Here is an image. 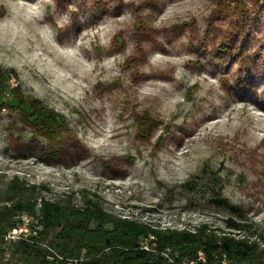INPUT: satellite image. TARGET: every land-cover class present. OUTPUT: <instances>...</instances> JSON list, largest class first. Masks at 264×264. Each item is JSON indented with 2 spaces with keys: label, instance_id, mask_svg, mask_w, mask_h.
I'll return each instance as SVG.
<instances>
[{
  "label": "rangeland",
  "instance_id": "obj_1",
  "mask_svg": "<svg viewBox=\"0 0 264 264\" xmlns=\"http://www.w3.org/2000/svg\"><path fill=\"white\" fill-rule=\"evenodd\" d=\"M255 2L238 17L217 0H0V70L10 71L0 202L17 177L50 200L95 194L105 210L161 228L224 230L236 217L209 203L220 188L264 238V107L253 93L264 90V0ZM229 26L241 52L220 65L210 54ZM14 87L63 117L56 150L21 125ZM8 252L0 264H27Z\"/></svg>",
  "mask_w": 264,
  "mask_h": 264
},
{
  "label": "trees",
  "instance_id": "obj_2",
  "mask_svg": "<svg viewBox=\"0 0 264 264\" xmlns=\"http://www.w3.org/2000/svg\"><path fill=\"white\" fill-rule=\"evenodd\" d=\"M255 1L217 0V4L225 13L239 17L247 14V3ZM228 28L210 54L220 65L241 52L242 45L235 44L238 27ZM9 74L0 70V88ZM249 74L247 69L235 80L241 91L251 87ZM253 93L257 105L264 107V90ZM10 95L19 108L21 125L56 150L67 130L63 117L23 96L17 87L10 89ZM183 187L192 190L188 181ZM219 192L220 188L216 194L209 192V203L236 217L222 220L224 230L211 229L205 222L193 230L161 228L105 210L95 194H82L79 203L69 198L50 200L40 195L37 186L13 177L0 202V255L9 253L11 246L27 264H184L197 260L199 253L204 261L198 264H264V238L248 220L247 212ZM22 214L33 216L39 228L26 240L8 241L6 235L20 223Z\"/></svg>",
  "mask_w": 264,
  "mask_h": 264
},
{
  "label": "built area",
  "instance_id": "obj_3",
  "mask_svg": "<svg viewBox=\"0 0 264 264\" xmlns=\"http://www.w3.org/2000/svg\"><path fill=\"white\" fill-rule=\"evenodd\" d=\"M38 228L37 220L33 216L22 214L20 223L8 232L6 239L8 241L26 240L28 237L34 236ZM144 248L147 249L145 246ZM199 261H204L202 253L198 254L197 260H191L184 264H198Z\"/></svg>",
  "mask_w": 264,
  "mask_h": 264
}]
</instances>
